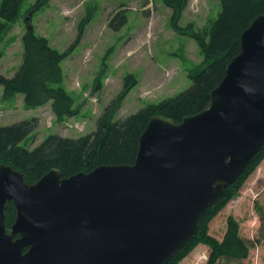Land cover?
<instances>
[{
  "label": "water",
  "instance_id": "95a60500",
  "mask_svg": "<svg viewBox=\"0 0 264 264\" xmlns=\"http://www.w3.org/2000/svg\"><path fill=\"white\" fill-rule=\"evenodd\" d=\"M263 146L264 14L201 111L149 119L132 165L27 185L0 164V264H168Z\"/></svg>",
  "mask_w": 264,
  "mask_h": 264
},
{
  "label": "rangeland",
  "instance_id": "374dc122",
  "mask_svg": "<svg viewBox=\"0 0 264 264\" xmlns=\"http://www.w3.org/2000/svg\"><path fill=\"white\" fill-rule=\"evenodd\" d=\"M32 2L27 0L21 11ZM219 8V0H188L176 25L202 30ZM121 11H125L126 23L113 31L108 23ZM30 16L35 35L46 38L60 53L68 51L61 62L63 80L52 86L63 88L74 99L78 114L57 121L50 103L27 109L21 95L3 100L0 86V126L37 119L36 128L20 143L29 150L51 134L77 139L93 132L104 108L122 91L127 75H133L136 83L115 120L146 104L175 97L191 85L189 71L202 59L195 41L172 28L171 9L161 0H50ZM28 18L16 21L0 44V75L6 78L21 63V39ZM97 81L99 88L94 89ZM229 217L238 222L249 254L239 261L221 259L217 264H264V159L210 221L209 235L221 240ZM208 252L199 244L178 264H205Z\"/></svg>",
  "mask_w": 264,
  "mask_h": 264
},
{
  "label": "trees",
  "instance_id": "16d2710c",
  "mask_svg": "<svg viewBox=\"0 0 264 264\" xmlns=\"http://www.w3.org/2000/svg\"><path fill=\"white\" fill-rule=\"evenodd\" d=\"M26 1L0 0V44L16 21L29 17L25 21L27 29L21 39V63L10 78L0 75L2 99L9 100L21 95L27 109L50 103L56 120L63 121L78 114V109L74 108V99L63 88L52 86L63 80L61 62L68 51L60 53L50 46L46 38L33 32L31 13L48 6L50 0H33L21 11ZM161 2L171 9L172 28L191 37L199 48L202 59L189 71L191 85L175 97L146 104L137 112L115 120L123 99L136 83L133 75H127L122 91L104 108L93 132L77 139L51 134L31 150L22 147L20 143L36 128V118L0 126V164L21 173L27 185L36 183L51 169H57L61 178H69L78 173L87 174L99 166L132 165L140 135L152 116L161 115L174 123H180L184 117L194 115L205 107L209 92L221 82L229 61L239 52L242 33L253 20L264 14V0H219L218 13L199 31H193L191 26L181 29L176 25L188 0ZM125 23V11H121L111 18L108 27L118 31ZM1 57L0 50V59ZM98 88L97 81L94 89ZM263 159L264 146L205 213L195 235L168 264H178L199 244L205 245L209 250L205 264H217L221 259L239 261L247 258L249 245L239 236V225L233 217L227 219L221 240L209 235L208 226L238 194L245 180ZM15 216L13 204L8 203L4 217L7 230Z\"/></svg>",
  "mask_w": 264,
  "mask_h": 264
}]
</instances>
